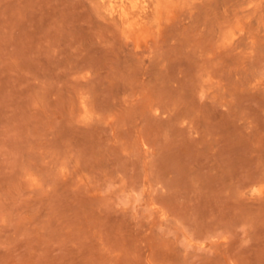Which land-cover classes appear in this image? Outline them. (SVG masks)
I'll use <instances>...</instances> for the list:
<instances>
[{
	"label": "rangeland",
	"instance_id": "rangeland-1",
	"mask_svg": "<svg viewBox=\"0 0 264 264\" xmlns=\"http://www.w3.org/2000/svg\"><path fill=\"white\" fill-rule=\"evenodd\" d=\"M0 264H264V0H0Z\"/></svg>",
	"mask_w": 264,
	"mask_h": 264
},
{
	"label": "bare ground",
	"instance_id": "bare-ground-1",
	"mask_svg": "<svg viewBox=\"0 0 264 264\" xmlns=\"http://www.w3.org/2000/svg\"><path fill=\"white\" fill-rule=\"evenodd\" d=\"M111 1H113V0H111ZM115 10H116V9H115ZM115 10H114V12H115ZM116 13L118 14V16H119L120 18H122V19H126V20H128L129 15H130V11H128V10L124 7V5H121V6L118 8V10H117Z\"/></svg>",
	"mask_w": 264,
	"mask_h": 264
}]
</instances>
